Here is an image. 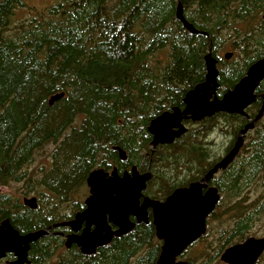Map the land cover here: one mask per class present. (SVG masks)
<instances>
[{"label":"trees","instance_id":"trees-1","mask_svg":"<svg viewBox=\"0 0 264 264\" xmlns=\"http://www.w3.org/2000/svg\"><path fill=\"white\" fill-rule=\"evenodd\" d=\"M179 1L186 19L206 34L184 27L176 16ZM24 5L0 0V187L23 181L24 195L35 193L38 206L31 209L0 190V223L10 218L26 233L69 220L84 208L85 181L97 167L117 166L122 172L149 165L152 178L144 193L163 200L221 158L211 139L215 128L230 136L225 152L232 147L248 120L236 113L184 121L188 130L155 150L147 127L162 112L183 108L186 92L205 79L209 51L218 60V97L264 57V0H54L17 20ZM222 50H230L231 58ZM59 92L65 95L49 105ZM262 92L264 79L256 88ZM260 104L257 98L248 106L250 118ZM117 145L126 151L123 161ZM43 150L50 151L51 168L39 175L30 167ZM242 150L247 152L240 157ZM255 183L264 187V115L236 158L212 179L221 198L207 223L223 204L229 223H235L224 230L215 255L231 239L241 241L257 219L262 202L251 209L242 197ZM70 202L71 212H64ZM161 245L150 216L149 223H137L94 254L77 247L60 251L64 240L54 234L33 242L29 259L30 264H155Z\"/></svg>","mask_w":264,"mask_h":264},{"label":"water","instance_id":"water-1","mask_svg":"<svg viewBox=\"0 0 264 264\" xmlns=\"http://www.w3.org/2000/svg\"><path fill=\"white\" fill-rule=\"evenodd\" d=\"M176 16L184 27L193 34H206L198 30L184 16L179 1ZM232 53H226L230 58ZM205 79L188 90L183 99L184 107L174 106L153 118L147 130L152 136L151 144H172L187 130L184 120L200 121L220 112L249 116L246 108L259 97L262 104L257 114L238 131L233 146L199 179L188 186L175 188L165 199L160 200L144 195L152 172H141L136 165L130 171L119 174L114 168L111 172L104 168H95L86 178L89 195L84 200V208L75 213L74 218L55 222L46 228L20 233L10 218L0 223V260L8 254L15 259L10 264H30L31 244L50 235L54 227L69 226L74 231L82 229L80 234L67 236L66 246L76 244L83 254H94L98 248L108 245L115 237L130 232L137 223H149V213L156 236L162 240L161 251L155 264H185L178 260L184 251L205 234L207 218L216 208L221 194L213 185V177L224 170L236 158L245 142L246 134L264 115V92L256 93V88L264 79V57L253 62L246 74L230 89L218 97L219 69L218 60L209 51L205 56ZM64 92L50 96L49 105L64 96ZM119 158H127L126 151L114 146ZM153 150V151H154ZM25 206L35 209L38 206L36 196H25ZM134 218L135 220H133ZM84 224V226H83ZM113 226H116L113 229ZM264 252V237H248L243 242L225 249L221 260L227 264H256Z\"/></svg>","mask_w":264,"mask_h":264},{"label":"rangeland","instance_id":"rangeland-1","mask_svg":"<svg viewBox=\"0 0 264 264\" xmlns=\"http://www.w3.org/2000/svg\"><path fill=\"white\" fill-rule=\"evenodd\" d=\"M54 0H24L25 5L20 6L19 9H17L18 17L17 20H22L26 16H28L29 11L32 9H38V8H44L47 4H50ZM230 50H222L220 52L221 55H224L226 52H229ZM231 58V57H230ZM238 58H233L232 60H236ZM213 140L217 142V145L215 146V151L218 155H221V157L226 153L225 147L230 142V136L229 134H226L225 130L219 126L218 128H215L212 131ZM49 150H43L36 158V161L32 164L30 167L31 172L37 173L39 175H42L41 173L43 171H47L51 168V166L48 164L49 162ZM247 151L242 150L240 153V157H243L246 155ZM43 169V170H42ZM220 174V173H219ZM218 174V175H219ZM217 175V176H218ZM87 189L86 194L83 196L82 201L84 202L86 196L88 193V185L85 181V186ZM25 189V186H23L22 182L17 183H11L9 186L0 187L1 191H5L10 193L14 198H18L21 203L23 202V197L25 196H36L35 193H30L28 195H24L23 190ZM79 194V193H78ZM70 197V196H69ZM242 197L244 198V204L248 206L249 208L253 209L258 203H261L262 205L259 208L258 217L254 221V223L250 226V228L244 232V237L241 241L247 239L248 237L254 236L257 238L264 237V187L262 185H259L257 183L253 184L251 187L246 189V191L243 193ZM71 199H68L67 202H69ZM71 202L66 203L63 205V211L64 212H71ZM217 211V214L215 218H210L207 223V230L202 239H200L195 244L188 247L184 255L181 259L183 260H192L194 264H204L208 262V264H226L221 260V255L225 251V249L233 244L239 243L241 241H232L230 240V243L227 245V247L222 250L219 256L215 255L216 249L219 247V244L225 241L224 237V230H231V227H235V223L231 221L229 223V216L224 215V211L226 210L225 204L219 206ZM52 225V224H51ZM231 232L227 231V234H230ZM237 234V232H236ZM235 234V235H236ZM238 235L234 236L237 237ZM229 237V236H228ZM240 237V236H238ZM66 247L64 246L60 251H64ZM139 258V257H138ZM57 259V258H54ZM137 259L135 257L132 262H134ZM4 261H2V264ZM256 264H264V252L259 257V260Z\"/></svg>","mask_w":264,"mask_h":264},{"label":"flooded vegetation","instance_id":"flooded-vegetation-1","mask_svg":"<svg viewBox=\"0 0 264 264\" xmlns=\"http://www.w3.org/2000/svg\"><path fill=\"white\" fill-rule=\"evenodd\" d=\"M263 93V92H262ZM258 94H261V93H258ZM258 98H260L261 99V104H262V98L261 97H259L258 96ZM261 104H260V106H261ZM260 108V107H259ZM258 111H259V109H258ZM253 118V117H252ZM252 118H250L249 116L247 117V122L249 121V120H251ZM123 161V160H122ZM97 168H102V167H97ZM114 168H116L117 170H118V168H117V166H114L113 168H111L110 170H107V171H109V172H111ZM95 169V168H94ZM105 169V168H104ZM147 169H150V166L148 165L147 166V168H146V170ZM106 170V169H105ZM131 170V168L129 169V170H124V171H122V172H119V174H122L123 172H125V171H130ZM140 170V169H139ZM146 170H144V171H142V170H140L141 172H145ZM90 173V172H89ZM199 180V179H198ZM191 183V182H190ZM189 183V184H190ZM148 184V183H147ZM188 186V185H187ZM147 188V187H146ZM89 189V188H88ZM146 190V189H145ZM145 192V191H144ZM88 193H89V190H88ZM89 195V194H88ZM87 195V196H88ZM144 195H146L145 193H144ZM86 196V197H87ZM148 196V195H147ZM152 198V197H151ZM84 206H85V204H84ZM75 215V214H74ZM151 216V218H152V214H151V212L149 213V217ZM72 218H74V216L72 217ZM72 218H70V219H72ZM69 219V220H70ZM133 220H135L134 218H132ZM153 223V222H152ZM83 226H84V224H83ZM54 228H57V229H54ZM53 229H52V231H51V234L50 235H57V236H59V237H61L63 240H64V246L66 247V249H70V248H72V247H77V248H79L76 244H72L70 247H67L66 246V240H67V236L68 235H70V234H73V233H76V234H80L81 232H82V229H80L79 231H74V230H72L69 226H60V227H54ZM116 228V226H113V229H115ZM156 232V231H155ZM205 235V234H204ZM204 235L203 236H201L200 238H198L195 242H193L191 245H193V244H195L196 242H198L200 239H202L203 237H204ZM157 237V236H156ZM160 240V239H159ZM244 241V240H243ZM161 242H162V240H161ZM242 242V241H241ZM190 245V246H191ZM186 252V251H185ZM184 252V253H185ZM184 253L181 255V256H179V259L178 260H183V259H181L182 258V256L184 255ZM13 255V254H12ZM7 257V256H6ZM3 258V259H1L0 260V264H2V261H4V263L3 264H10V262L12 261V260H14L15 259V257H14V255H13V258H11V259H9V258ZM184 262H185V260H183Z\"/></svg>","mask_w":264,"mask_h":264},{"label":"bare ground","instance_id":"bare-ground-1","mask_svg":"<svg viewBox=\"0 0 264 264\" xmlns=\"http://www.w3.org/2000/svg\"><path fill=\"white\" fill-rule=\"evenodd\" d=\"M177 5H178V3H177ZM148 132V131H147ZM152 145V144H151ZM233 146V145H232ZM153 147V146H152Z\"/></svg>","mask_w":264,"mask_h":264}]
</instances>
